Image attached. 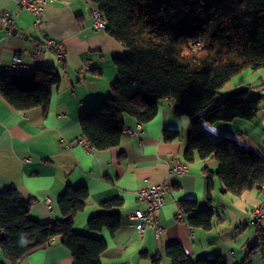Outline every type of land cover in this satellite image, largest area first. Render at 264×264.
<instances>
[{
    "label": "crops",
    "instance_id": "0c3cea01",
    "mask_svg": "<svg viewBox=\"0 0 264 264\" xmlns=\"http://www.w3.org/2000/svg\"><path fill=\"white\" fill-rule=\"evenodd\" d=\"M3 13L12 16L15 25L8 32L0 24V73H7L5 66L14 55H19L29 73L54 67L59 83L52 90L46 114L38 107L17 111L0 94V190L13 187L23 199H32L31 217L48 223L61 219L57 198L66 187H85L89 199L74 219V230L105 241L102 264H171L165 247L173 243L180 244L194 259L220 257L227 264H264V253H255L258 227L250 223L252 211L264 198V184L235 197L222 193L220 183L213 178L208 193L202 169L206 166L210 172H216L214 161L204 164L194 160L187 163L184 174L168 175L176 159L184 162L188 136V119L175 115L171 99L161 100L155 117L145 124L125 116V125L134 129L139 124L140 128L133 136L123 132L114 148L93 147L87 151L77 143L83 137L81 117L111 95L110 85L118 78L113 58L127 54L105 31L92 28L86 0L47 3L39 27L34 25L31 13L18 8L16 0H0V17ZM47 40L63 47L62 62L58 61L55 48L44 49ZM36 45L44 50L33 56ZM85 64L86 72L81 69ZM246 72L236 75L237 81L232 83L231 79L220 91L228 88V94L239 88L256 87L248 97L261 99L255 117L250 121L204 124V129L213 141L230 138L239 146L264 155V100L260 92L264 68ZM165 130L177 131L178 137L165 140ZM162 183L167 184L164 205L158 214L162 233L155 237L150 228L139 233L135 222L125 218L126 213L145 210V205L136 201V191ZM111 199L122 202L115 210L121 217L119 229L112 235L107 230L90 232L86 227L88 218L99 214V205ZM185 199L196 200L198 209L208 207L213 211L209 230L187 225L181 208ZM260 227L264 231V221ZM153 258L155 262L150 260ZM0 264L10 262L0 254ZM18 264L73 261L70 252L55 238L49 246L30 253Z\"/></svg>",
    "mask_w": 264,
    "mask_h": 264
},
{
    "label": "trees",
    "instance_id": "16d2710c",
    "mask_svg": "<svg viewBox=\"0 0 264 264\" xmlns=\"http://www.w3.org/2000/svg\"><path fill=\"white\" fill-rule=\"evenodd\" d=\"M106 20L105 32L127 54L113 58L118 78L111 95L94 111L84 114L79 127L96 150L119 145L125 116L145 124L165 98L173 101L176 116L188 119L184 162L214 161L206 166L207 192L212 179L221 192L235 197L264 184V155L239 146L230 138L213 141L204 124L250 121L260 110L261 99H249L256 87L236 89L216 102L219 90L232 77L264 68V0H89ZM59 83L56 69L46 66L18 77L0 73V94L17 111L40 108L46 114L53 88ZM165 140L178 132L165 130ZM85 187H66L57 198L61 219L40 223L30 215L32 199H23L13 187L0 190V254L18 264L55 238L71 255L73 264H102L107 249L102 238L74 230V219L87 206ZM101 212L88 218L90 232L114 234L121 225L119 199L101 203ZM196 200L181 201L190 228L209 230L210 208L198 209ZM171 264H227L220 257L194 259L178 243L168 244ZM155 262L156 259H150Z\"/></svg>",
    "mask_w": 264,
    "mask_h": 264
},
{
    "label": "built area",
    "instance_id": "2783aa9c",
    "mask_svg": "<svg viewBox=\"0 0 264 264\" xmlns=\"http://www.w3.org/2000/svg\"><path fill=\"white\" fill-rule=\"evenodd\" d=\"M55 0H16L17 6L22 11H28L32 14L34 19V25L39 27L42 24L43 13L45 10V5L49 2ZM89 7V14L91 17V25L94 30H106V20L101 15L98 7L86 0ZM0 24L3 29L10 31L14 25L15 20L9 14L3 13L0 17ZM53 47L56 50V56L58 61L62 62L64 60L65 51L63 47L56 44L53 40H47L46 47ZM38 45L35 46L32 55L37 56L44 50ZM81 69L83 71H88V66L82 65ZM7 73L15 75L18 77H25L29 74V67L26 65L19 55H14L9 64L5 66ZM261 97L264 100V82L260 85ZM140 125H136V128H131L129 125H125L123 132L133 136L138 132ZM82 147L87 151L93 149V146L85 137H81L77 141ZM71 146V144H69ZM187 171V163L175 160L173 166L169 169L168 175L180 176ZM167 188L166 183L159 185H149L144 188H140L136 191V201L139 204L145 205V210H134L132 212L126 213L125 218L135 222V227L139 233H142L146 228H150L154 231L155 237H159L162 233V227L158 220V214L164 205V192ZM264 221V198L261 204L252 211L250 223L258 227L255 235V253L261 255L264 253V231L260 227V223Z\"/></svg>",
    "mask_w": 264,
    "mask_h": 264
},
{
    "label": "rangeland",
    "instance_id": "374dc122",
    "mask_svg": "<svg viewBox=\"0 0 264 264\" xmlns=\"http://www.w3.org/2000/svg\"><path fill=\"white\" fill-rule=\"evenodd\" d=\"M246 71H248V73H249V70H246ZM246 71H244V72H246ZM247 73V72H246ZM239 75V74H238ZM243 75H245V74H243ZM237 76H234V77H232V79L233 80H231L232 81V83H234V82H236L237 81V79L238 78H236ZM228 90V88H223L221 91L219 90V93H218V95L216 96V102L218 103V102H220L221 100H222V98H223V96L225 95V94H227L226 92H228L227 91ZM88 232V231H87Z\"/></svg>",
    "mask_w": 264,
    "mask_h": 264
},
{
    "label": "water",
    "instance_id": "95a60500",
    "mask_svg": "<svg viewBox=\"0 0 264 264\" xmlns=\"http://www.w3.org/2000/svg\"><path fill=\"white\" fill-rule=\"evenodd\" d=\"M14 33L16 32V30L13 31Z\"/></svg>",
    "mask_w": 264,
    "mask_h": 264
}]
</instances>
